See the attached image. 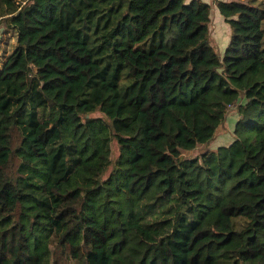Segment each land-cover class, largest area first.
Here are the masks:
<instances>
[{"label":"trees","instance_id":"obj_1","mask_svg":"<svg viewBox=\"0 0 264 264\" xmlns=\"http://www.w3.org/2000/svg\"><path fill=\"white\" fill-rule=\"evenodd\" d=\"M217 8L0 0V264H264V0Z\"/></svg>","mask_w":264,"mask_h":264},{"label":"rangeland","instance_id":"obj_2","mask_svg":"<svg viewBox=\"0 0 264 264\" xmlns=\"http://www.w3.org/2000/svg\"><path fill=\"white\" fill-rule=\"evenodd\" d=\"M188 1V0H187ZM201 2L209 3L214 9H212L211 16H212V36L217 44L216 49L220 54H223L226 50L227 45L229 44L230 36H231V29L228 23H226L218 8L217 3L219 1H229V0H200ZM243 1V0H242ZM246 2H250L252 4H257L260 0H244ZM16 47V34L12 28L8 26L1 25L0 26V71L7 60V58L12 54ZM236 114H232L227 119V127L228 130L221 129L217 134L215 139L210 142L208 145L203 146L201 150L193 151L190 154H185L187 157L195 156L199 151V153L203 152L204 148L210 151H214L219 147L227 146L232 141H234V136L232 134L233 131V124L235 122L234 116ZM115 148V147H114Z\"/></svg>","mask_w":264,"mask_h":264},{"label":"crops","instance_id":"obj_3","mask_svg":"<svg viewBox=\"0 0 264 264\" xmlns=\"http://www.w3.org/2000/svg\"><path fill=\"white\" fill-rule=\"evenodd\" d=\"M188 1H191V0H188ZM238 118H239V117H234V119H235V122H234L233 126H235V124H236V122H237ZM229 122H230V120H229Z\"/></svg>","mask_w":264,"mask_h":264},{"label":"built area","instance_id":"obj_4","mask_svg":"<svg viewBox=\"0 0 264 264\" xmlns=\"http://www.w3.org/2000/svg\"><path fill=\"white\" fill-rule=\"evenodd\" d=\"M238 104H239V103H238ZM238 104H237V105H238ZM237 105H235V106H232L231 108H236V106H237Z\"/></svg>","mask_w":264,"mask_h":264}]
</instances>
